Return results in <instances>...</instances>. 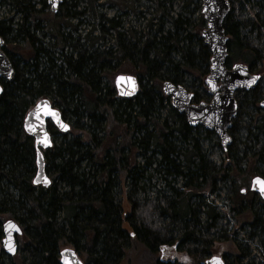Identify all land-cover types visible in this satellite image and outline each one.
Returning a JSON list of instances; mask_svg holds the SVG:
<instances>
[{
	"label": "trees",
	"instance_id": "16d2710c",
	"mask_svg": "<svg viewBox=\"0 0 264 264\" xmlns=\"http://www.w3.org/2000/svg\"><path fill=\"white\" fill-rule=\"evenodd\" d=\"M99 1L64 0L53 14L46 1L37 9L33 0H6L15 11L0 18L1 51L14 75L0 84V264H60L61 246L72 247L84 264H204L221 245L230 248L221 252L224 264H264L247 245L258 238L264 249V203L242 188L244 180L264 178V91L237 90L231 143L223 150L227 164L216 168L202 145L220 146L218 138L190 128L161 91L169 82L192 94L193 103L209 102L204 82L211 54L201 38L199 0H107L122 12L111 19L101 15ZM253 1L229 0L227 68L241 63L251 72L264 61L263 45L250 40L264 30V0L253 17L238 10ZM129 13L149 16L141 32L119 22ZM83 16L94 25L74 37L71 21ZM125 63L137 71L139 93L132 99L118 98L102 82ZM42 98L70 120L68 133L47 126L52 147L42 154L51 184L45 189L33 185L35 147L23 129ZM159 181L165 189L147 195ZM221 189L228 209L206 201L219 200ZM226 217L249 228L246 245L219 224ZM9 219L21 229L10 258L1 248V226Z\"/></svg>",
	"mask_w": 264,
	"mask_h": 264
},
{
	"label": "water",
	"instance_id": "95a60500",
	"mask_svg": "<svg viewBox=\"0 0 264 264\" xmlns=\"http://www.w3.org/2000/svg\"><path fill=\"white\" fill-rule=\"evenodd\" d=\"M202 7L203 19L205 20L206 27L201 34L202 41L211 54L210 68L207 78L205 80V88L207 89V95L210 98L208 103L194 104L192 94L188 93L181 86L175 87L171 83L167 82L163 85V94L170 99L171 106L176 110L178 114H182L185 117L186 123L190 128L201 127L202 129L213 133L217 136L221 147L227 149L231 143L230 135L228 131L232 127V121L237 116V105L234 100V94L238 89L249 91L255 89L259 84V76L249 73L246 66L242 64H236L232 68L228 69L225 65L228 53L227 43L228 38L223 30V24L226 17L231 13V6L228 0H200ZM50 5V10L54 13L57 12L58 7L63 3V0H47ZM53 3L56 7H53ZM3 39H0V84L4 81H10L12 79L13 67L11 62L7 59L6 55L1 51L3 45ZM118 77H132V81L127 79L118 81ZM253 77H256L251 84L248 81H252ZM219 83V85H217ZM115 93L119 98L131 99L139 92V83L133 76L120 75L114 79ZM2 92V86H0V94ZM47 102V105L58 111L63 123H68L62 119L58 109L52 107L50 101L46 98L40 99L39 102L32 106V109L28 111L24 117L23 129L24 132L33 138L35 146V175L34 180L37 181L33 185L41 187L42 189L48 188L51 184L50 179L47 177L44 166V156L42 151H46L52 147L51 136L47 131V124H52L60 133L69 132V125L67 129L60 127L58 123L52 120L48 116H41V119L45 121L43 126H39L40 122L36 119L35 113L37 112V105H43ZM259 108L264 109V99L261 101ZM42 110V109H41ZM32 125L36 127V130L30 131L28 126ZM48 134L50 143L45 146L43 143L38 142L44 135ZM39 174V175H38ZM46 177L49 183L45 184L43 178ZM255 178V177H253ZM33 180V181H34ZM253 179L249 190L258 195L264 202V195L261 194L258 187L253 185ZM19 229L20 227L13 221ZM5 221L2 224V250L6 256L13 257L17 254V242L16 237L21 235V230L16 232L9 229L8 233L4 231V225L8 222ZM11 237L14 251H9L5 247V241ZM217 258L219 264H224L223 259L217 256H212L205 264H214L213 258ZM59 263L64 264L65 260L68 264H83L82 260L78 258L76 252L71 247L64 248L59 251Z\"/></svg>",
	"mask_w": 264,
	"mask_h": 264
},
{
	"label": "rangeland",
	"instance_id": "374dc122",
	"mask_svg": "<svg viewBox=\"0 0 264 264\" xmlns=\"http://www.w3.org/2000/svg\"><path fill=\"white\" fill-rule=\"evenodd\" d=\"M33 1H34V3H36V8L40 9V8H42V3L46 0H33ZM74 1H75L74 3L77 4V2L81 3L84 0H74ZM139 2H140V4H144L143 0H140ZM199 3H200V0H199ZM258 3L259 2L257 0V1L249 2V3H245L244 6H242L240 4L238 10L244 11V15L247 14L249 17H253L254 14L257 13V11H255L254 8L256 7L255 5H257ZM98 4H100L99 6H101V8L99 9V12L104 17V19H111V18L117 17V16L119 17V15L122 14L121 11H115V9L112 10V8L109 6L107 0H100L98 2ZM79 6H81V4H79ZM79 9H81V8H79ZM48 10H49V6H48ZM71 10H73V8H71ZM178 10H179V8L177 7V5H175V7L173 8V12L176 13ZM14 11L15 10L13 9V7L10 6L9 4H7L6 0H0V18L8 19V18L14 16L13 15ZM46 11L47 10H45L44 12H46ZM15 19L20 20L21 16L16 15ZM147 19H149L148 15L144 16L142 19H139V17L136 14L129 13V15L127 17H124V18L122 17L121 19H118V20H119V22H122V23L125 22L126 26L130 25L133 28V30H135L136 32L137 31L141 32V30L144 28V26L146 24ZM71 24L73 26H75V28H76V30H74V27H71V29H69V30H71V35L74 37L80 36L81 38L84 37L83 35H85L86 30H90L92 28V26L94 25L93 21H91L89 16H83L82 18H80L78 20H73V21H71ZM40 34L41 33H39V35ZM258 36L260 37L259 40H258V38H256ZM250 40L255 46H259V44H261L264 47V30H262L260 32V34L254 33L252 35V39H250ZM48 41L49 42L51 41L50 37H48L45 40V44H48ZM108 44H110V43H108ZM66 52H67V49H66ZM68 53H69V51H68ZM113 68H115V69H113L112 72H108V73L105 72L103 74L102 82L105 83L107 86L109 85V86H112L114 88V81L113 80L117 76H120V75H128V76L137 77V71H135L132 67H130L126 63L121 64L119 66H114ZM251 73L254 75L261 76V81H260V84L258 87L260 90L262 89L264 91V61L261 62L260 64H258L254 70H251ZM165 107H167V106H165ZM165 111H166V109L162 113L164 115L163 117H165V115H166ZM67 122L70 124V120H67ZM238 134H239V136L243 137L242 132L241 133L239 132ZM202 148H203L204 152H206V154H208L209 159L216 165L215 166L216 168L222 167V166L227 164V158L225 157V154L223 153V148L221 146H215V145L211 144L209 141H207V142H204V144L202 145ZM151 183L153 184L155 182L152 181ZM249 184H250L249 180H244L242 182V186H243L242 188H249ZM178 185H180V183H178ZM227 187L228 188L230 187L229 182L227 183L226 190H227ZM149 189L150 190H148V192L146 194L153 196L156 191L164 190L165 185H163V183L162 182L160 183V181H159L156 183V186L154 188H152L150 186ZM220 194H221V196H220L219 200L210 196L209 198H207L206 201H211L212 199H214V201H215L214 205H218V206H222L223 202H225L223 206L225 208L227 206V209H228V205H227L228 201L225 200V194L223 192V189H221ZM124 196H125V192L122 191L120 198L122 200H124L125 199ZM226 210H224V212ZM219 224L226 225L228 227V229H230L231 233L235 232L237 235L236 238L238 240H243L242 243H244L246 245V242H245L246 240L243 239V237L245 234V230L249 231L248 227L245 226L244 227L245 230H242L243 228H240V225L238 223H236V221L233 218H227V217L224 220H220ZM260 241L261 240H259L258 238H255L251 241L248 239V241H247L249 251L251 252L252 258H254L255 261L259 260L260 258L264 259V249L261 246ZM59 248H60V250H62L64 248H68V247L61 246ZM226 249H230V248L226 245H221L220 247H217L215 249L214 253H217V254H214V255H218L221 257L222 256L221 252L226 251ZM228 258L231 260L230 255H228ZM82 261L84 262L83 259H82Z\"/></svg>",
	"mask_w": 264,
	"mask_h": 264
},
{
	"label": "snow or ice",
	"instance_id": "6c2138e0",
	"mask_svg": "<svg viewBox=\"0 0 264 264\" xmlns=\"http://www.w3.org/2000/svg\"><path fill=\"white\" fill-rule=\"evenodd\" d=\"M53 7L54 8L56 7L55 3H53ZM117 79H118V81L124 80V79H127L130 82L132 81V77H126V78L125 77H118ZM255 79H257V78L253 77V80L252 81H248V83L251 84ZM37 109L38 110L35 113V116H36V119L40 122L39 126H43V124L45 123V121L41 119V116H48L52 120H54L56 123H58L61 128H63V129H67L68 128V125L62 122L58 111L53 109V108H51V107H49L47 105V102H44L43 105H37ZM28 128H29L30 131H33V132L36 130V127H34L32 125H29ZM38 142H41L45 146H47L50 143V141L48 139V134L44 133L43 137ZM43 180H44L45 184L49 183V181L47 180L46 177H44ZM36 182L37 181H35V180L33 181V183H36ZM252 183H253V185L257 186L259 191L261 192V194L264 195V178L255 177V178H253ZM241 191H244V189H241ZM9 229H12V230H14L16 232L20 231V229L11 221H8L4 225L5 233H8ZM5 247L9 251H14V247H13L10 235L5 241ZM173 247H175V245ZM164 251H165L164 247H161V252L163 253ZM164 258H165L164 256H161V259H164ZM184 259H187V258L185 257ZM213 262H214V264H219V261L215 257L213 258ZM64 264H68V261L65 260Z\"/></svg>",
	"mask_w": 264,
	"mask_h": 264
}]
</instances>
